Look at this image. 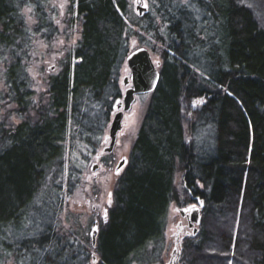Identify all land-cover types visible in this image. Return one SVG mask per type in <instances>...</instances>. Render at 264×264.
<instances>
[{
    "label": "trees",
    "instance_id": "1",
    "mask_svg": "<svg viewBox=\"0 0 264 264\" xmlns=\"http://www.w3.org/2000/svg\"><path fill=\"white\" fill-rule=\"evenodd\" d=\"M41 3L0 0V103L18 121L0 115V264L155 263L178 200L176 174L186 206L203 204L179 263L264 264V0H154L152 18L130 22L128 0H70L79 39L36 105L29 38L43 33L49 42L56 32ZM23 7L33 9V31ZM136 28L154 42L146 47L160 59V79L92 248L55 222L77 180L68 144L101 136L128 42L145 40ZM182 101L195 112H183Z\"/></svg>",
    "mask_w": 264,
    "mask_h": 264
},
{
    "label": "rangeland",
    "instance_id": "2",
    "mask_svg": "<svg viewBox=\"0 0 264 264\" xmlns=\"http://www.w3.org/2000/svg\"><path fill=\"white\" fill-rule=\"evenodd\" d=\"M185 1L187 0H181L183 3ZM153 3L154 0H128L129 14L126 18L127 21L130 22L133 18H152L154 16ZM41 7H44L48 17L53 19L56 32L49 42H46V40L41 38L43 33H37L38 35H36V33L32 34L29 38L30 47L25 54V64L27 67L26 75L29 79L30 89L33 93L31 101L35 102L36 105L41 103V99L44 98L49 76L58 72L60 60L66 56L67 52L74 47L79 39L78 27L76 24L71 23L74 18L70 0H45V2L42 0ZM138 7L144 8L145 11L142 14H139L137 11ZM19 10L29 32L33 31L34 27L38 25L33 9L31 7H23ZM156 21L158 22V20ZM135 31L139 33L138 31H140V29L136 28ZM140 33L139 35L144 37V34L142 32ZM47 35L48 34H46V36ZM144 39V43H141L138 38H131L128 42L130 51L132 52L139 48L146 49L149 52L154 65L159 67V57L152 53L150 48L146 47V44L154 45V42H152L149 37H144ZM3 70L4 64L0 59V91L3 86ZM125 77H129V71L124 63L118 80L120 98H122L127 88L122 86V80ZM109 102L113 104L111 99H109ZM4 103L5 101L3 104L0 103V115L5 117L10 116L9 121L12 124H17L18 121L15 118V115L7 112L9 109H2L1 106H3ZM148 103L149 96L135 98L130 111L123 116L121 124L122 128L117 135L112 153L105 154L102 151L109 143V140H107L108 129L114 116V111L110 112L107 125L103 129L101 136L94 139V141L92 140L89 142L88 146L77 148L72 146L71 143L68 144V146L71 147H69L71 150L67 151L69 161H66H68L69 164L68 169L74 170V172L72 170L70 171L77 177V180L75 182L76 184L71 183L72 187H70V196L64 201V204L61 207V213L55 220L58 225H61L58 227H60L62 231L71 229L73 235L83 238L84 236L89 237V232L95 222L97 223L98 230L100 229L101 223L106 218L107 210L111 205L110 197L116 181L113 175L114 168L121 158L128 157L143 116L147 110ZM99 108L100 104L95 105L94 111H98ZM195 110L194 105L186 104L182 101L183 112L191 111L193 113ZM94 111L93 114H95ZM187 141H189V136ZM93 165H96L97 169L94 172H91V167ZM56 169V167L53 168L48 174L47 184H52V182H54L52 180L56 178ZM174 186L178 193V200L169 207L166 214L163 247L162 250L159 251L156 262L153 264H180V242L185 235H190L192 231L189 228L187 229L188 225L186 219L179 214L182 209L187 207L181 196L180 174L175 175ZM48 188L49 185H46V189ZM35 203L37 208L40 207L38 202ZM50 216H53V213H50L49 217ZM37 218L39 219V216ZM48 221L50 223L52 220ZM37 226L38 225L35 227ZM33 231L34 230L31 232ZM149 251H152L151 247L148 248V252ZM4 264L12 263L5 262Z\"/></svg>",
    "mask_w": 264,
    "mask_h": 264
},
{
    "label": "water",
    "instance_id": "3",
    "mask_svg": "<svg viewBox=\"0 0 264 264\" xmlns=\"http://www.w3.org/2000/svg\"><path fill=\"white\" fill-rule=\"evenodd\" d=\"M137 11L139 14H142L145 10L142 7H138ZM125 65L129 71V77H125L122 80V86L127 88L122 98L115 100L112 105V110L115 111V114L108 129V146L102 151L105 154L112 153L116 143L117 135L122 128L121 124L123 121V116L125 113L130 111L131 106L134 104L135 98L154 93L160 79L158 66L154 65L149 52L144 48H139L130 52L125 59ZM126 165V157H123L118 161L113 171L115 179L120 176ZM96 169L97 166L93 165L91 167V172H94ZM202 208L203 204L199 199H196L195 205L179 212L181 217H185L188 228L192 230V236L196 235L197 227L200 224V212ZM97 234L98 227L97 223L95 222L89 232L92 248L95 247Z\"/></svg>",
    "mask_w": 264,
    "mask_h": 264
},
{
    "label": "flooded vegetation",
    "instance_id": "4",
    "mask_svg": "<svg viewBox=\"0 0 264 264\" xmlns=\"http://www.w3.org/2000/svg\"><path fill=\"white\" fill-rule=\"evenodd\" d=\"M119 98H120V97H119ZM119 98H118V99H119ZM192 205H193V204H190V205H188V206H192ZM188 206H187L186 208H188ZM185 216H186V215H185ZM187 229H188V226H187Z\"/></svg>",
    "mask_w": 264,
    "mask_h": 264
}]
</instances>
